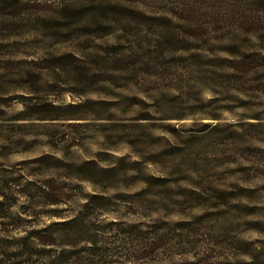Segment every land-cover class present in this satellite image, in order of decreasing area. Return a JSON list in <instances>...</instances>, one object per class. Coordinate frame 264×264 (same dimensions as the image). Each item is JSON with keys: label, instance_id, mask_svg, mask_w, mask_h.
I'll return each instance as SVG.
<instances>
[{"label": "rangeland", "instance_id": "1", "mask_svg": "<svg viewBox=\"0 0 264 264\" xmlns=\"http://www.w3.org/2000/svg\"><path fill=\"white\" fill-rule=\"evenodd\" d=\"M0 264H264V0H11Z\"/></svg>", "mask_w": 264, "mask_h": 264}, {"label": "trees", "instance_id": "2", "mask_svg": "<svg viewBox=\"0 0 264 264\" xmlns=\"http://www.w3.org/2000/svg\"><path fill=\"white\" fill-rule=\"evenodd\" d=\"M13 3L11 0H0V15L10 12Z\"/></svg>", "mask_w": 264, "mask_h": 264}]
</instances>
